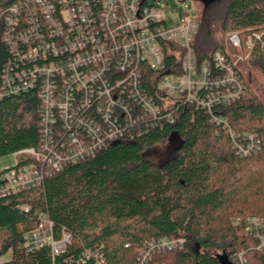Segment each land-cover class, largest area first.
I'll use <instances>...</instances> for the list:
<instances>
[{
  "label": "trees",
  "instance_id": "1",
  "mask_svg": "<svg viewBox=\"0 0 264 264\" xmlns=\"http://www.w3.org/2000/svg\"><path fill=\"white\" fill-rule=\"evenodd\" d=\"M16 1L0 0V86L12 57L3 39L5 18ZM225 7L220 20L225 32L246 36L264 28V0H226ZM198 21L193 46L201 63L224 46L216 44L208 14L198 15ZM253 48L246 63L264 90V45ZM171 59L168 69L178 73ZM151 74L145 72L141 80L150 95ZM245 85L243 96L215 105L212 113L178 104L174 121L163 118L140 134L134 126L128 130L133 139L128 134L110 140L94 155L53 171L42 186L2 199L0 232L6 237L0 240V264H85L87 249L102 251L109 264H133L138 247L165 237H182L185 246L157 253V263L234 264L232 255L246 249L255 264H264V252L255 251L257 240L245 231L248 216L264 219V101L246 75ZM222 116L228 125L220 122ZM231 132L241 140L256 134L259 150L241 154ZM173 134L179 143L170 158L158 164L146 157ZM40 137L38 88L0 99V157L38 148ZM31 160L20 157L21 164ZM23 204L31 208L24 211ZM42 211L51 214L58 234L66 229L73 236L59 256L49 248L28 252L23 247L24 231Z\"/></svg>",
  "mask_w": 264,
  "mask_h": 264
},
{
  "label": "built area",
  "instance_id": "2",
  "mask_svg": "<svg viewBox=\"0 0 264 264\" xmlns=\"http://www.w3.org/2000/svg\"><path fill=\"white\" fill-rule=\"evenodd\" d=\"M161 9L148 0H17L9 8L3 39L12 57L2 72L0 99L38 88L41 137L38 148L13 153V167L0 168V201L42 186L53 171L94 155L134 126L140 134L163 118L174 121L178 104L212 113L246 93L243 65L255 44H264V31H232L231 49L219 48L199 63L193 46L198 16L169 23ZM170 57L178 73L168 69ZM145 72L152 73L154 94L142 90ZM219 120L229 124L224 116ZM231 133L241 154L259 150L256 134L241 140ZM21 156L32 160L21 164ZM245 231L257 240L255 251L264 252V219L248 216ZM72 239L66 229L58 234L51 214L42 211L22 241L28 252L49 248L56 257ZM184 246L182 237L153 239L136 249L133 264H165L154 260L157 253ZM248 252L233 254L234 264H255ZM83 256L85 264H109L102 251L87 249Z\"/></svg>",
  "mask_w": 264,
  "mask_h": 264
},
{
  "label": "rangeland",
  "instance_id": "3",
  "mask_svg": "<svg viewBox=\"0 0 264 264\" xmlns=\"http://www.w3.org/2000/svg\"><path fill=\"white\" fill-rule=\"evenodd\" d=\"M150 3L160 6L163 13L168 17L169 23H173V20H180L186 15H203L208 14V17L212 20V31L216 44H222L227 49H231L228 41V33L222 30L220 27V20L225 12L226 0H214L210 6L204 8V5L197 0H148ZM264 31V28L260 30ZM262 44V43H260ZM264 45V44H262ZM243 70L248 79L251 77V85L256 90L259 97L264 101V90H262L260 84L257 82L255 77L251 74L249 62L243 65ZM170 140L161 142L153 146L145 155L148 159L158 164L164 163L170 158L179 143V138L176 134L171 135ZM17 158L14 154H8L0 157V168L6 169L13 167L16 164ZM6 237V232H0V240ZM220 252V251H214Z\"/></svg>",
  "mask_w": 264,
  "mask_h": 264
},
{
  "label": "flooded vegetation",
  "instance_id": "4",
  "mask_svg": "<svg viewBox=\"0 0 264 264\" xmlns=\"http://www.w3.org/2000/svg\"><path fill=\"white\" fill-rule=\"evenodd\" d=\"M214 0H204V1H200L203 5L204 8H207L208 6H210V4L213 2Z\"/></svg>",
  "mask_w": 264,
  "mask_h": 264
},
{
  "label": "water",
  "instance_id": "5",
  "mask_svg": "<svg viewBox=\"0 0 264 264\" xmlns=\"http://www.w3.org/2000/svg\"><path fill=\"white\" fill-rule=\"evenodd\" d=\"M197 1H204V0H197ZM225 264H227V263H225Z\"/></svg>",
  "mask_w": 264,
  "mask_h": 264
}]
</instances>
